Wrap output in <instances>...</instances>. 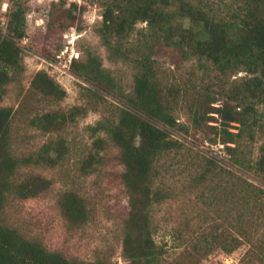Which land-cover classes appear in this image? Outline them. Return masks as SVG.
Returning a JSON list of instances; mask_svg holds the SVG:
<instances>
[{
    "label": "rangeland",
    "instance_id": "1",
    "mask_svg": "<svg viewBox=\"0 0 264 264\" xmlns=\"http://www.w3.org/2000/svg\"><path fill=\"white\" fill-rule=\"evenodd\" d=\"M142 1L20 0L25 11V35L19 40L24 69L6 85L0 101V107H12L9 149L15 157H22L37 151L49 139H62L68 151L54 166L19 165L16 181L40 175L49 184L33 197L21 199L9 195L1 218L24 237L69 258L83 261L101 258L106 264H128L122 255L123 224L129 212L128 195L121 181L124 167L118 148L105 132L92 134L90 126L104 118H115L113 103L130 108L125 98L118 95L130 94L134 83L132 60L112 54L103 43L98 31L103 13L107 5H112L115 14L127 16V9ZM72 2L76 7L69 16L67 9ZM193 2L197 4L198 0ZM245 3L264 16V0H203L200 4L227 19ZM11 4L12 0H0L2 33L7 31ZM176 5L177 2L169 4L168 8L174 11ZM189 23L187 16L174 19V24L184 29ZM48 24H51L49 36ZM117 40L114 36L112 43L117 44ZM121 43L132 58L138 50L149 51L159 80L167 86H179L181 95L173 101L172 112L189 127L188 133H174L184 143L183 149L160 160L158 183L170 195L155 203L150 213L153 237L164 251L161 264H264V208L252 204L248 207L242 192L229 191L233 177L230 174L223 173L213 182L199 184L193 179L200 171L201 156L210 155L201 148L202 139L221 142L223 136L224 122L212 108L224 102L236 105V101L226 97L233 81L260 73L221 74L207 61L206 66H201L196 56L184 58L178 48L157 42L146 21H138ZM88 52L97 55L101 67L110 72L117 94L106 95L104 86H92L74 72V61H86ZM40 70L65 90L62 98L32 88L31 81ZM87 87L104 94L106 99L88 97ZM205 93L213 97V102L205 98ZM263 106L259 104L258 109L261 111ZM194 108L201 115L198 122L193 117ZM205 110L209 112L205 114ZM54 111L66 115V122L57 129H42L41 115ZM235 125L231 122L227 127L236 131ZM97 137L106 138V142L94 143ZM237 142L240 162H234V156L226 154L216 159L218 164L264 189V177L254 169L259 147L264 143V119L260 120L254 139L244 134ZM84 161L86 167L91 162L86 171L82 169ZM68 191L82 199L87 212L84 223L69 218L59 202Z\"/></svg>",
    "mask_w": 264,
    "mask_h": 264
},
{
    "label": "trees",
    "instance_id": "2",
    "mask_svg": "<svg viewBox=\"0 0 264 264\" xmlns=\"http://www.w3.org/2000/svg\"><path fill=\"white\" fill-rule=\"evenodd\" d=\"M175 2L177 7L172 11L168 5ZM200 3L203 0H198L197 4L193 0H144L127 9V16L115 14L112 5H107L102 26L98 30L104 45L112 54L131 59L135 67L133 91L128 95H118L125 98L131 107L113 103L116 117L101 119L90 126L92 134L105 132L107 139L118 148L119 159L124 167L121 181L128 195L129 212L123 224L122 255L128 264H161L164 251L153 237L150 213L155 203L162 202L170 195L158 183L160 160L166 154L183 149L184 143L174 133L189 132L188 125L178 121L172 112L173 101L181 95L179 86H167L159 80L149 51L138 50L137 56L132 58L122 47L121 40L130 34L134 25L138 21H146L151 36L157 42L178 48L184 58L196 56L201 66H206L205 61L210 62L221 74L239 71L260 73L241 78L238 82L233 81L226 97L236 101V105L230 106L224 102L212 108L224 122L221 142L225 144L228 154L234 156V162H240L237 157L240 152L238 139L244 134L250 140L254 139L257 126L264 119V106L261 111L258 109L259 104L264 105V16L258 15L250 4L245 3L225 19L216 15L211 7L212 13L207 11ZM75 7L76 3L72 2L67 9L69 16H72ZM176 16L190 18L187 29L174 24ZM6 29V33L0 31V101L6 85L24 69L19 40L25 35V11L20 0H12ZM50 31L51 24H48L47 36ZM114 36L118 38L117 44L112 43ZM148 49L152 50V45ZM87 55L86 61H74V72L92 86H104L106 95L117 94L113 77L101 67L97 55L90 52ZM31 86L35 91L55 96L56 99L65 95V90L43 70L35 74ZM204 95L213 102V97L207 93ZM87 96L106 99L104 94L91 87H87ZM237 107L240 109L236 110ZM204 112L207 114L209 111ZM11 116L12 107H0V264H106L101 258L92 261L69 258L59 251L48 249L39 241L24 237L17 229L2 221L1 212L9 195L21 199L33 197L49 184V180L40 175L16 181L14 177L17 167L21 164L54 166L68 151L62 139H49L37 151L15 157L9 149ZM200 116L198 109L194 108L193 117L196 122ZM66 118V115L57 111L48 112L41 115L39 126L44 130L57 129L66 122ZM70 118H73V114ZM231 122L236 123V131L228 129ZM105 142L106 138L101 137L94 140L98 145ZM259 149L260 155L254 169L264 177V143ZM216 159L213 155L201 156L200 171L193 178L194 181L197 184L213 182L223 173L230 174L233 177L229 191L242 192L248 207L253 205L264 208V189L244 177L235 176L220 166ZM85 164L84 161L83 171L91 167V162L87 167ZM59 202L69 218L80 224L86 221V208L79 196L68 191Z\"/></svg>",
    "mask_w": 264,
    "mask_h": 264
},
{
    "label": "built area",
    "instance_id": "3",
    "mask_svg": "<svg viewBox=\"0 0 264 264\" xmlns=\"http://www.w3.org/2000/svg\"><path fill=\"white\" fill-rule=\"evenodd\" d=\"M7 10L6 8L4 9ZM201 148L208 154L213 155L215 158L225 156L228 152L225 149V144L222 142H212L207 138L202 139Z\"/></svg>",
    "mask_w": 264,
    "mask_h": 264
}]
</instances>
